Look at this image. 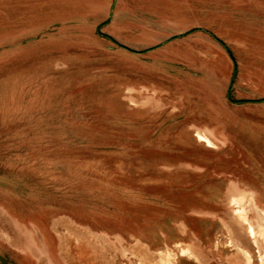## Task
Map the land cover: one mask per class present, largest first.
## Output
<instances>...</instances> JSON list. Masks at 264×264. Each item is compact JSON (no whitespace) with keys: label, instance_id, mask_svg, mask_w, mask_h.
I'll return each mask as SVG.
<instances>
[{"label":"rangeland","instance_id":"obj_1","mask_svg":"<svg viewBox=\"0 0 264 264\" xmlns=\"http://www.w3.org/2000/svg\"><path fill=\"white\" fill-rule=\"evenodd\" d=\"M45 1L0 4V264H264V0Z\"/></svg>","mask_w":264,"mask_h":264},{"label":"crops","instance_id":"obj_2","mask_svg":"<svg viewBox=\"0 0 264 264\" xmlns=\"http://www.w3.org/2000/svg\"><path fill=\"white\" fill-rule=\"evenodd\" d=\"M53 1L52 6H54L53 4H55L57 0ZM46 2L47 1L44 2V0H0V4L2 5L3 9L4 33L9 37V42L10 36H13V38L17 39L13 41L20 43L22 36L28 35L38 28L34 23L27 24L25 22L23 24L22 21L26 20L27 18H33L35 12L38 9L40 10L44 8L45 10V7L42 6L46 5ZM69 2L70 5L72 4L76 6L79 5L80 7L82 6V11L86 9L90 14L99 13L100 16L101 13L102 21L108 17L112 10V19L110 23H108L104 28H106V31H108L111 35L118 38L116 33L113 31L114 29L121 28L119 17L122 13V11H120L122 4L121 2L119 3V0H117L113 6V0H69L68 3ZM34 33L38 32L35 31Z\"/></svg>","mask_w":264,"mask_h":264},{"label":"water","instance_id":"obj_3","mask_svg":"<svg viewBox=\"0 0 264 264\" xmlns=\"http://www.w3.org/2000/svg\"><path fill=\"white\" fill-rule=\"evenodd\" d=\"M231 82H232V80H231ZM228 99H230V96H229V94H228Z\"/></svg>","mask_w":264,"mask_h":264},{"label":"bare ground","instance_id":"obj_4","mask_svg":"<svg viewBox=\"0 0 264 264\" xmlns=\"http://www.w3.org/2000/svg\"><path fill=\"white\" fill-rule=\"evenodd\" d=\"M251 230H252V228H251Z\"/></svg>","mask_w":264,"mask_h":264}]
</instances>
